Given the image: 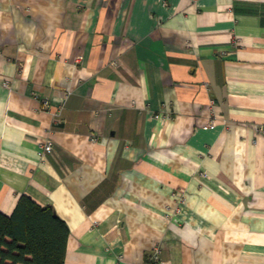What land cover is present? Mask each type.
Listing matches in <instances>:
<instances>
[{"label":"crops","instance_id":"crops-1","mask_svg":"<svg viewBox=\"0 0 264 264\" xmlns=\"http://www.w3.org/2000/svg\"><path fill=\"white\" fill-rule=\"evenodd\" d=\"M261 127L264 0H0V212L65 264H264Z\"/></svg>","mask_w":264,"mask_h":264},{"label":"trees","instance_id":"trees-1","mask_svg":"<svg viewBox=\"0 0 264 264\" xmlns=\"http://www.w3.org/2000/svg\"><path fill=\"white\" fill-rule=\"evenodd\" d=\"M69 233L52 206L24 196L11 216L0 212V264H65Z\"/></svg>","mask_w":264,"mask_h":264},{"label":"built area","instance_id":"built-area-1","mask_svg":"<svg viewBox=\"0 0 264 264\" xmlns=\"http://www.w3.org/2000/svg\"><path fill=\"white\" fill-rule=\"evenodd\" d=\"M258 131H264V128L261 127ZM53 153V143L51 141L47 142L43 147L40 153L41 158H44L46 155ZM151 264H161V249L157 247L151 256Z\"/></svg>","mask_w":264,"mask_h":264}]
</instances>
